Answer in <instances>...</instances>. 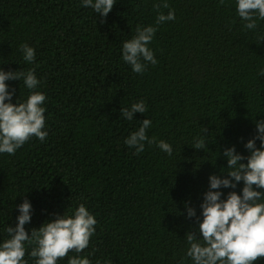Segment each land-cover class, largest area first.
<instances>
[{
  "label": "trees",
  "instance_id": "16d2710c",
  "mask_svg": "<svg viewBox=\"0 0 264 264\" xmlns=\"http://www.w3.org/2000/svg\"><path fill=\"white\" fill-rule=\"evenodd\" d=\"M160 2L117 0L100 17L80 0H0V66L35 70L48 129L45 141L32 137L14 155L0 154V240L25 198L34 208L26 229L84 203L98 224L79 255L92 264H182L194 223L179 214L185 202L198 209L208 175L226 166L219 152L235 145L246 155L241 138L264 118V20L244 29L235 0H167L175 20L156 25L169 10L154 7ZM137 25L157 28L149 45L157 63L140 74L120 58ZM22 43L35 49L32 64ZM8 83L13 102L27 98L19 80ZM140 100L144 114L120 116ZM146 117L147 135L171 143V157L155 144L139 154L124 144ZM204 128L207 148L189 146Z\"/></svg>",
  "mask_w": 264,
  "mask_h": 264
},
{
  "label": "clouds",
  "instance_id": "9594fccd",
  "mask_svg": "<svg viewBox=\"0 0 264 264\" xmlns=\"http://www.w3.org/2000/svg\"><path fill=\"white\" fill-rule=\"evenodd\" d=\"M116 2L80 0V5L90 8L95 16L107 17ZM161 6L169 10L166 15L158 13L156 25L175 20V12L167 0L154 4L157 9ZM235 12L244 29L255 30L258 20H264V0H235ZM156 31L152 25H137L135 34L122 42L120 58L130 65L132 72L143 73L149 63H157L154 51L149 47ZM19 48L23 61L32 64L35 49L27 43H22ZM258 75L264 76V68L259 69ZM14 80H19L28 90L26 99L21 100L19 96L13 102L16 89L8 82ZM40 84L33 68L5 71L0 66V154L14 155L32 137L43 142L48 136L47 96L39 90ZM146 111L143 100L119 109L120 116L127 121H132L136 113ZM151 127L152 121L146 117L124 139V144L134 148L136 154L144 151L146 143L155 144L171 157L173 145L149 137L147 130ZM206 131L204 128L201 134L194 136L189 146L197 150L207 148ZM241 141L246 155L238 152L235 145L219 152L226 160V166L221 167L219 173L208 175L207 189L201 193L198 204L199 211L185 202L183 212L179 213L187 220H194L183 238V260L190 264H259L264 259V118L255 120V134L246 141L241 138ZM225 189L229 191L225 192ZM14 208L18 212L15 223H8L2 229L7 237L0 240V264H28L26 252L34 264H58L65 257L67 264H92L87 255H79L89 247L98 224L84 203L68 206L63 214H53L38 228L31 229L25 227L31 224L34 214L31 201L25 198L14 204ZM70 252L76 254L70 255Z\"/></svg>",
  "mask_w": 264,
  "mask_h": 264
}]
</instances>
